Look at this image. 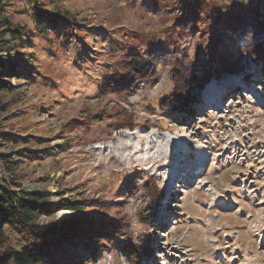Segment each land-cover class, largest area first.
I'll use <instances>...</instances> for the list:
<instances>
[{"label":"rangeland","instance_id":"obj_1","mask_svg":"<svg viewBox=\"0 0 264 264\" xmlns=\"http://www.w3.org/2000/svg\"><path fill=\"white\" fill-rule=\"evenodd\" d=\"M248 5L264 18V0L0 1L24 34L1 55L17 66L0 93V185L43 195L41 224L85 221L55 264H264L257 63L242 53V71L210 78L189 114L162 106L186 87L176 67L240 52L217 18ZM134 59L142 73L125 69ZM10 249L20 238L6 230Z\"/></svg>","mask_w":264,"mask_h":264},{"label":"trees","instance_id":"obj_2","mask_svg":"<svg viewBox=\"0 0 264 264\" xmlns=\"http://www.w3.org/2000/svg\"><path fill=\"white\" fill-rule=\"evenodd\" d=\"M51 18L50 22L56 25V19L60 17ZM217 20L228 30L236 32L241 42L240 52L231 58L220 51L216 56L211 55L209 51V59L205 64L195 63L176 67L175 71L180 72V78L186 87H176L170 99L163 101L162 106L170 108L171 112L187 111L186 114H189V109L197 102L195 95H198L199 90L210 78H219L222 73L239 74L242 71V53H246L257 63L260 80L264 83V18L258 6L248 5L245 9L237 11H229V8H226L219 14ZM23 37L24 34L18 27L13 26L10 20L0 15V93L11 90L9 79L15 74L13 70L17 66L9 63V57L3 58L1 55L4 49L22 45ZM217 44L218 39H212L211 48L217 47ZM213 63H217L218 68L213 69ZM124 65L129 72L142 73L139 60H130ZM28 66H32L31 61ZM2 111H4V105L0 102V112ZM12 186L20 188L17 183H13ZM10 188L0 185V248L6 242V230H8L20 238L21 249L20 251L11 249L3 251L0 254V263L45 264L46 260H49L51 264H55L51 253L62 245L69 244L70 238L75 234L85 233L84 227L81 226L79 229L85 221L69 220L59 225L41 224L38 222L40 211L44 210L46 213L51 211L43 195L21 190L13 191ZM79 205L81 204H67L62 208L78 211ZM105 237L108 238V236ZM105 237L103 240H106Z\"/></svg>","mask_w":264,"mask_h":264},{"label":"bare ground","instance_id":"obj_3","mask_svg":"<svg viewBox=\"0 0 264 264\" xmlns=\"http://www.w3.org/2000/svg\"><path fill=\"white\" fill-rule=\"evenodd\" d=\"M212 87H213V85L210 83V84H208L207 86H206V88H204V90H203V96L204 97H206V98H204V99H206V101H209L210 102V106H212V107H216L217 105L216 104H214V103H216V96H213V94H214V91H213V89H212ZM210 97V98H209ZM215 100V101H214ZM215 109H217V107L215 108ZM193 151V153L195 154V155H199V154H197V151L196 150H192ZM180 153V152H179ZM179 153H172V156H182L183 154H179ZM198 157V156H197ZM186 159H187V157H184L183 158V160H185L186 161ZM178 172H180V170H178ZM177 176L175 175V176H173V178L175 179Z\"/></svg>","mask_w":264,"mask_h":264}]
</instances>
